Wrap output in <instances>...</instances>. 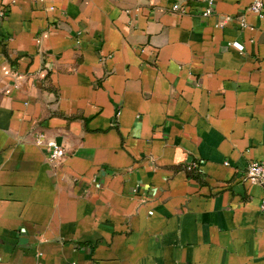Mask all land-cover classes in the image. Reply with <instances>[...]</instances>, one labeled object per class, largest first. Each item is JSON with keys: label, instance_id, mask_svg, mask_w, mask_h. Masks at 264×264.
Instances as JSON below:
<instances>
[{"label": "crops", "instance_id": "crops-1", "mask_svg": "<svg viewBox=\"0 0 264 264\" xmlns=\"http://www.w3.org/2000/svg\"><path fill=\"white\" fill-rule=\"evenodd\" d=\"M205 1L0 0V264H264V9Z\"/></svg>", "mask_w": 264, "mask_h": 264}, {"label": "built area", "instance_id": "built-area-1", "mask_svg": "<svg viewBox=\"0 0 264 264\" xmlns=\"http://www.w3.org/2000/svg\"><path fill=\"white\" fill-rule=\"evenodd\" d=\"M206 7L202 11L201 16L202 17H208L212 15L214 11V5H213V0H206ZM264 9V2L262 0H254L248 7H247V12H251L255 15H258L259 17L262 16V12ZM173 11H177V7L172 8ZM180 14H186V10L184 8H180L179 11ZM0 15H3V12L0 11ZM228 20V19H226ZM223 24V23H222ZM221 24V25H222ZM240 25L241 27H246L245 21L240 18ZM40 41L37 40V44ZM239 49H241L240 46H238ZM35 143L38 146H44L47 152V156L49 161L51 162H58L62 160L65 156V149L63 146L57 144L54 141H50L45 139L43 134H38L35 139ZM227 165L228 163H224ZM197 164L196 163H191L190 165L186 166V170L192 171L196 169ZM245 179L253 185H258L263 189V196L260 201L259 209L260 211L264 214V161H252L248 164L246 171H245Z\"/></svg>", "mask_w": 264, "mask_h": 264}]
</instances>
